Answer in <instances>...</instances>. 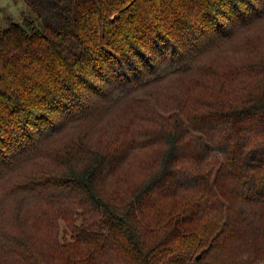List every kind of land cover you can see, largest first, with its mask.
<instances>
[{"label": "trees", "instance_id": "16d2710c", "mask_svg": "<svg viewBox=\"0 0 264 264\" xmlns=\"http://www.w3.org/2000/svg\"><path fill=\"white\" fill-rule=\"evenodd\" d=\"M22 1L0 264H264V0Z\"/></svg>", "mask_w": 264, "mask_h": 264}, {"label": "rangeland", "instance_id": "374dc122", "mask_svg": "<svg viewBox=\"0 0 264 264\" xmlns=\"http://www.w3.org/2000/svg\"><path fill=\"white\" fill-rule=\"evenodd\" d=\"M29 14L22 0H0V25L5 26V18L11 17L20 21L21 17ZM62 228H63V224Z\"/></svg>", "mask_w": 264, "mask_h": 264}]
</instances>
